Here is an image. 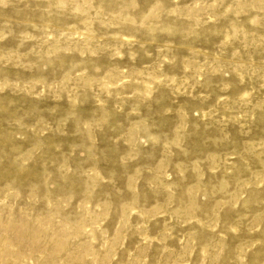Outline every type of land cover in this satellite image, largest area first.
<instances>
[{
	"label": "rangeland",
	"instance_id": "1",
	"mask_svg": "<svg viewBox=\"0 0 264 264\" xmlns=\"http://www.w3.org/2000/svg\"><path fill=\"white\" fill-rule=\"evenodd\" d=\"M0 264H264V0H0Z\"/></svg>",
	"mask_w": 264,
	"mask_h": 264
}]
</instances>
